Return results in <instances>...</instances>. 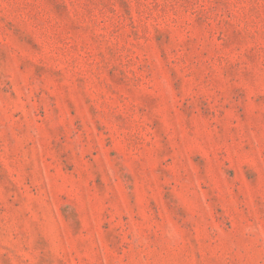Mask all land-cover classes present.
<instances>
[{
    "label": "rangeland",
    "instance_id": "1",
    "mask_svg": "<svg viewBox=\"0 0 264 264\" xmlns=\"http://www.w3.org/2000/svg\"><path fill=\"white\" fill-rule=\"evenodd\" d=\"M0 264H264V0H0Z\"/></svg>",
    "mask_w": 264,
    "mask_h": 264
}]
</instances>
